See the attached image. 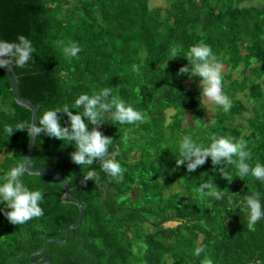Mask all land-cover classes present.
I'll return each instance as SVG.
<instances>
[{
	"label": "trees",
	"instance_id": "obj_1",
	"mask_svg": "<svg viewBox=\"0 0 264 264\" xmlns=\"http://www.w3.org/2000/svg\"><path fill=\"white\" fill-rule=\"evenodd\" d=\"M151 1L0 0V38L24 35L36 49L33 61L14 70L20 95L39 115L71 106L81 94L111 88L110 98L144 116L134 125L106 116L99 128L113 139L109 151L118 150L122 179L107 176L96 163H72L76 149L69 142L45 134L37 138L31 167L61 174L82 201L85 216L68 243H51L34 262L49 256L50 264H201L207 256L213 264H264V219L249 225L244 207L245 197L256 193L264 205V184L250 174L240 178L234 165L224 166L230 175L225 179L210 158L191 173L186 164L176 165L185 135L203 146L212 136L244 142L251 153L246 162L264 164V6H245L248 0H167L166 8L152 9ZM60 41L77 42L78 58H65ZM199 43L211 46L228 71L221 73L222 91L232 102L228 112L216 106L207 123L199 89L187 88L200 79L179 75L188 64L185 53ZM237 71L240 77L234 79ZM0 108H7L0 110L3 175L25 162L29 137L26 131L8 137L2 129L31 122L32 113L15 101L2 70ZM169 111H174L170 118ZM60 115L65 126L68 117ZM90 168L99 173L98 182L84 186ZM24 180L43 192L44 215L12 225L0 214V264H35L31 256L51 239L64 240L80 215L72 197L62 202L65 190L55 178L26 173ZM206 182L225 199L201 195L198 186ZM228 197L235 202L232 208ZM199 246L205 252L194 257Z\"/></svg>",
	"mask_w": 264,
	"mask_h": 264
},
{
	"label": "clouds",
	"instance_id": "obj_2",
	"mask_svg": "<svg viewBox=\"0 0 264 264\" xmlns=\"http://www.w3.org/2000/svg\"><path fill=\"white\" fill-rule=\"evenodd\" d=\"M65 58H78L82 51L77 42L65 44L58 42ZM36 52L33 42L24 35H18L16 40L8 41L0 38V69L25 68L33 61ZM188 64L179 69V75H187L189 78L200 79L201 103L210 102L228 112L232 108V102L222 91V64L217 60L211 46L199 43L191 46L184 57ZM167 65L165 66V68ZM134 66V71H138ZM111 88H103L95 95L81 94L74 104H64L58 108L45 110L42 115L33 117L31 122L25 120L13 125L5 126L2 131L11 137L17 131H26L28 137L39 138L41 134L49 138L69 142L76 149L71 153V162L79 166L99 165L100 170L107 176L122 179V166L115 159L117 151L110 152L109 146L113 144L111 137L105 136L99 130L106 116L121 125H134L143 122L144 116L123 100L111 97ZM203 97V99H202ZM76 110L73 114L72 110ZM7 111V108H0ZM64 114L68 117L65 126L61 125ZM89 125L94 127L89 130ZM180 159L176 165H185L189 173L194 172L210 158L213 166H219L220 174L229 179L230 175L226 165H234L240 178L249 174L257 181L264 184V164L257 163L252 167L246 161L251 158V153L246 150L244 142H234L229 137H211L208 146L197 144L192 136L185 135L179 142ZM235 157V158H234ZM29 171L25 162H17L10 166L3 175H0V214H3L12 225H22L28 221L44 215L41 207L44 194L40 190H31L25 183L24 177ZM99 173L95 168L87 170L82 177L84 186L88 181L98 182ZM197 191L207 197L216 200H224L225 197L217 189L213 182L202 183ZM228 208L235 204L231 197L226 200ZM244 207L247 211L249 225H255L264 219V205L259 198V193L246 196ZM205 252L204 246L195 247L194 257H199ZM201 264H213L212 259L205 256Z\"/></svg>",
	"mask_w": 264,
	"mask_h": 264
},
{
	"label": "water",
	"instance_id": "obj_3",
	"mask_svg": "<svg viewBox=\"0 0 264 264\" xmlns=\"http://www.w3.org/2000/svg\"><path fill=\"white\" fill-rule=\"evenodd\" d=\"M0 70L4 71V73L7 75L8 79H9V82L11 85V90L14 94L15 101L19 105H21L22 107H25L26 109L31 111L32 119H33V117L39 115L38 107L35 104H33L30 100L25 99L20 95L19 78H18L15 70L14 69H0ZM36 140H37V138L32 139L29 137V142H28L26 156H25V163H27V165L29 167V171L27 172V174H29L31 176H48V177L55 178L65 190V194L62 197V202H65L66 198L72 197L75 200V203L77 204V206L80 210V215H79L77 222L75 224L71 225L66 230L64 240L51 239V240L46 242L44 247L39 252H37L31 256V261L35 264H39L45 260L47 262L44 264H50L52 261V257H49V256L43 257L38 262H34V258L36 256L42 255L47 250L48 246L51 243H57V244H61V245L68 243L70 240L71 233L73 231L78 230V228L81 226L82 221H83L84 216H85V211H84V206H83L82 201L77 196H75L73 193L74 188L69 185V183L64 179V177L61 174H59L53 170H50V169H34L31 167V159L33 156ZM81 184H82V182H80L77 186H79Z\"/></svg>",
	"mask_w": 264,
	"mask_h": 264
},
{
	"label": "rangeland",
	"instance_id": "obj_4",
	"mask_svg": "<svg viewBox=\"0 0 264 264\" xmlns=\"http://www.w3.org/2000/svg\"><path fill=\"white\" fill-rule=\"evenodd\" d=\"M150 6L152 9H157V8H160V7H167L168 6V2L167 0H152L151 3H150ZM245 6H249V7H257V6H264V0H248L246 3H245ZM221 73H227L228 74V71L224 68H222V72ZM240 77V73L237 71L234 73L233 75V78L236 79V78H239ZM200 82H197L195 85H193V83L189 82L187 83V88H192L193 86L194 87H197L201 93V89H200ZM263 86H264V80H263ZM200 97V100H201V95L199 96ZM239 98H241V94L238 96ZM203 99V97H202ZM202 106L204 108V112H205V115H204V118H205V123L207 122H212L213 118H214V115H215V107L216 105L210 103V102H204L202 103ZM174 115V111H169L168 112V118L172 117ZM250 113L248 115H245V117L249 116ZM241 118L240 121L242 122H245L246 118ZM191 123V117H188L187 121H186V125L187 124H190Z\"/></svg>",
	"mask_w": 264,
	"mask_h": 264
}]
</instances>
